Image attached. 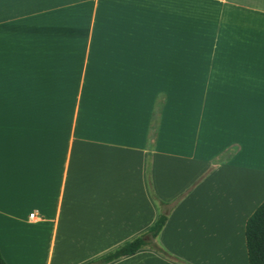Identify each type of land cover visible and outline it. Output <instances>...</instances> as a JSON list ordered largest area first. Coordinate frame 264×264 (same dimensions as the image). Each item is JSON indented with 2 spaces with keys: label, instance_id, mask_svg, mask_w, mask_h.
Here are the masks:
<instances>
[{
  "label": "crops",
  "instance_id": "obj_1",
  "mask_svg": "<svg viewBox=\"0 0 264 264\" xmlns=\"http://www.w3.org/2000/svg\"><path fill=\"white\" fill-rule=\"evenodd\" d=\"M152 195L180 198L156 238L170 253L248 264L264 0H0L5 263L92 261L154 224ZM110 264L175 263L141 249Z\"/></svg>",
  "mask_w": 264,
  "mask_h": 264
},
{
  "label": "trees",
  "instance_id": "obj_2",
  "mask_svg": "<svg viewBox=\"0 0 264 264\" xmlns=\"http://www.w3.org/2000/svg\"><path fill=\"white\" fill-rule=\"evenodd\" d=\"M158 112L153 116L151 133L153 139L157 129ZM152 198L156 202L159 214L154 224L144 233L134 237L132 240L125 242L116 249L92 260L85 264H110L121 258L134 255L141 249H150L176 263H182L180 259L169 254L156 242V238L167 222L171 211L176 207L180 198L171 202H163L154 195ZM245 248L247 253L248 264H264V200L247 218L244 227ZM0 264H6L0 254Z\"/></svg>",
  "mask_w": 264,
  "mask_h": 264
},
{
  "label": "rangeland",
  "instance_id": "obj_3",
  "mask_svg": "<svg viewBox=\"0 0 264 264\" xmlns=\"http://www.w3.org/2000/svg\"><path fill=\"white\" fill-rule=\"evenodd\" d=\"M158 104H160V100L158 101V103H157V106H158ZM223 159V158H222ZM222 159H220V161L222 160ZM231 210V209H230ZM156 242H157V244L159 245V246H161L164 250H166L157 240H156ZM150 250V249H149ZM151 251H153V250H151ZM169 254H171V255H173L172 253H170L168 250H166ZM154 252V251H153ZM159 255V254H158ZM159 256H161V255H159ZM173 256H175V255H173ZM162 257V256H161ZM176 257V256H175ZM162 258H164V257H162ZM178 258V257H177ZM164 259H166V260H168V261H170V262H173V263H175V264H190V263H187L186 261H184L183 259H180L181 261H182V263H176V262H174V261H171V260H169V259H167V258H164ZM179 259V258H178Z\"/></svg>",
  "mask_w": 264,
  "mask_h": 264
},
{
  "label": "built area",
  "instance_id": "obj_4",
  "mask_svg": "<svg viewBox=\"0 0 264 264\" xmlns=\"http://www.w3.org/2000/svg\"><path fill=\"white\" fill-rule=\"evenodd\" d=\"M32 217V216H31Z\"/></svg>",
  "mask_w": 264,
  "mask_h": 264
}]
</instances>
